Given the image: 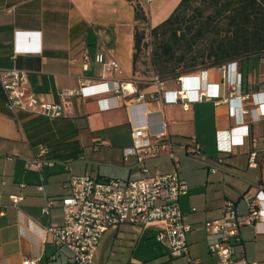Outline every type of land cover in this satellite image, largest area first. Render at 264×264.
<instances>
[{
  "label": "crops",
  "instance_id": "obj_1",
  "mask_svg": "<svg viewBox=\"0 0 264 264\" xmlns=\"http://www.w3.org/2000/svg\"><path fill=\"white\" fill-rule=\"evenodd\" d=\"M154 1L140 0L149 18L148 29L168 19L181 2H160L152 11ZM137 24L135 3L128 0H0V71L26 72L32 91L67 108L64 118L49 120V128L41 125L44 117L21 113L16 119L0 111V264L27 260L69 264V252L53 244L44 229L64 222L61 199L69 194L68 181L75 175L127 182L178 171L190 186L180 203L191 226L190 255L199 264H219L209 252L217 237L207 233L205 223L220 218L227 201L243 217L250 212L245 195L260 193L258 201L264 209V116L259 108L264 103V58L188 75L185 85L194 101L187 110L171 101V92L179 88L176 79L167 80L166 92L131 108L123 95L106 90L113 80L132 81L138 74L134 70ZM98 54L118 61L121 72L105 73L95 61ZM103 75L108 85H96ZM82 84L90 86L87 95L63 96ZM233 87L236 95L248 99L226 102ZM138 89L145 94L157 91L154 84L143 87L139 81ZM200 94L213 100H197ZM141 127L172 143L179 166L168 156L150 158L144 163L149 172L144 174L135 159L125 162V149L133 145L132 131ZM83 132L91 137V149L83 143ZM195 142L202 152L185 155L184 147ZM43 145L48 152L37 168L32 163ZM251 152L257 153L256 167L249 164ZM103 154L108 162L96 167L92 157ZM13 197L20 199L14 203ZM48 200L54 205L44 213ZM134 228L139 229L134 236L138 244L159 242L156 227L127 223L110 230L124 237ZM235 251L250 263L264 264V219L240 227ZM168 257L157 263L177 264L175 260L182 259L180 264H189L186 257L171 259L170 251ZM129 264L143 262L134 257Z\"/></svg>",
  "mask_w": 264,
  "mask_h": 264
},
{
  "label": "built area",
  "instance_id": "obj_2",
  "mask_svg": "<svg viewBox=\"0 0 264 264\" xmlns=\"http://www.w3.org/2000/svg\"><path fill=\"white\" fill-rule=\"evenodd\" d=\"M145 1L149 3L151 0ZM85 59L89 61L90 56L86 55ZM95 61L102 64L105 73L118 74L122 70L118 61L106 60L102 54H98ZM228 65L220 69L225 70ZM188 75L190 74L176 78L179 88L171 92L172 103L182 104L186 110L194 101L190 90L185 85ZM106 80L107 77L103 75L102 81L96 85L107 86L109 82ZM150 81L157 87V91L148 94L139 91L137 80L127 82L113 80V86L107 87L106 91L123 95L127 98L129 107L132 108L145 105L148 99H154L157 94L166 92L165 79L159 75H153ZM0 83L7 97V108L16 119H19L21 113L44 117L50 121L65 117L66 104L42 99L39 94L31 90L26 72L18 69L0 71ZM89 88V85L82 84L80 89L65 91L63 96H85L87 95L85 91ZM203 97L213 100L207 94H200L197 100H202ZM246 99H248L247 96L236 95V88L233 87L225 101ZM260 107H262L260 116H264V103ZM230 111L233 113L234 108L232 107ZM245 112L249 111L245 110ZM132 140L133 145L125 149V162L129 164L135 159L144 174L149 172L144 163L150 158L168 156L179 166L172 143L160 137H153L146 127L134 129ZM184 149L187 156L202 152V147L197 142ZM47 152L48 146H41L38 157L32 165L41 167L42 158ZM256 157V152L250 153L251 167L257 166ZM46 163L54 164L50 160ZM211 171L215 172L216 169L212 168ZM68 188L69 194L61 199L64 222L58 226H47L44 232L53 244L69 252V264H95L103 235L108 230L117 229L127 223L142 228L156 227L158 230L156 239L169 248L171 259L186 257L189 264H199V259L192 258L190 255L187 235L191 226L184 220L185 214L180 203L182 197L188 194L190 186L178 171L147 175L127 182L120 179L96 178L89 174L75 175L69 179ZM259 196L260 193L255 197L245 195L250 205V212L246 216L240 217L235 204L227 201L221 208L220 218L206 221L207 233L217 237V240L210 245L209 252L219 259V264H257L237 257L235 247L240 239L242 225L253 224L264 219V209L259 205ZM19 199L20 197H13L14 203H17ZM53 205L54 201L48 200L44 213H49ZM24 264H36V262L27 260Z\"/></svg>",
  "mask_w": 264,
  "mask_h": 264
},
{
  "label": "trees",
  "instance_id": "obj_3",
  "mask_svg": "<svg viewBox=\"0 0 264 264\" xmlns=\"http://www.w3.org/2000/svg\"><path fill=\"white\" fill-rule=\"evenodd\" d=\"M128 1L135 3L138 22L135 28L136 70L139 55L149 45L146 33L149 18L140 0ZM193 1L181 0L168 19L150 29V35L156 41L152 54L153 62L159 71L166 73V66L176 61L184 63L195 44L210 33H216L217 39L206 53L195 59L198 64L191 65L183 74L264 58V0H209L217 10L215 15L207 17L203 16L201 8L193 7ZM187 10H193L194 15L185 19ZM222 17L226 20L225 27L218 28L216 19ZM179 76L181 75L175 76V79ZM0 111L12 115L7 108V97L1 83ZM42 119L41 125H44V128L51 127L48 119Z\"/></svg>",
  "mask_w": 264,
  "mask_h": 264
},
{
  "label": "rangeland",
  "instance_id": "obj_4",
  "mask_svg": "<svg viewBox=\"0 0 264 264\" xmlns=\"http://www.w3.org/2000/svg\"><path fill=\"white\" fill-rule=\"evenodd\" d=\"M160 2H174L176 0H155L151 4V8L157 6ZM193 7H198L203 10V16L207 17L208 15H215L216 6H212L209 3V0H194L192 2ZM172 6V5H170ZM194 15L193 10H187L185 13V19L191 18ZM170 16V15H169ZM218 28L225 27L226 20L224 17L221 19H216ZM147 25V41L148 47L142 51L139 55V59L136 66V71L138 72L132 80L139 81L140 86L148 87L151 84V78L153 75H159L166 81L168 79H175L177 75H185L183 72H186L191 65H197L198 61L195 59L199 58L201 54L206 53L209 50L210 45H212L217 39L218 35L215 33L207 34L203 39H201L195 46L192 51L187 55L186 61L184 63L173 62L166 66V73L159 71L158 67L153 62V50L155 49V38L150 35V29ZM223 35V32L221 33ZM180 54V52H178ZM137 77V78H136ZM82 140L84 145H88L87 148L91 149V137L88 132L82 133ZM96 167H101L108 162L106 154L93 156L91 159ZM138 228L132 229L130 234H126L124 237L117 234L115 230H110L103 235V238L100 242L99 253L96 256L95 264H129L131 258H138L142 260L143 264H156L167 259L169 250L167 247L163 246L159 242H154L152 244L146 245L144 242L138 244ZM137 237H134V236ZM67 252L64 250V253ZM167 252V254H165ZM169 258V257H168ZM184 260L176 259L175 262L180 264Z\"/></svg>",
  "mask_w": 264,
  "mask_h": 264
}]
</instances>
